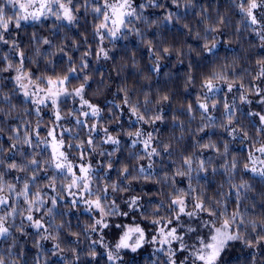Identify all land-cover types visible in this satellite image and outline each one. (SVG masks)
Returning a JSON list of instances; mask_svg holds the SVG:
<instances>
[{"label": "snow or ice", "instance_id": "1", "mask_svg": "<svg viewBox=\"0 0 264 264\" xmlns=\"http://www.w3.org/2000/svg\"><path fill=\"white\" fill-rule=\"evenodd\" d=\"M231 3L240 15V23L250 28L261 41V47H264V0H231ZM172 6L175 11L169 10ZM193 6L192 0H187L184 5L185 9ZM180 7V0H0V46H7V50L0 47V64L3 65L0 66V80L5 79L4 73H14L7 77L13 84L11 94L0 95V104L8 107V111L0 107V125L20 121L16 126L8 124L13 135L8 137L7 149L0 143V244L6 246L0 249V264H20L26 251L19 247V237L29 236L38 237L33 241V246L39 251L33 259L34 264H39L43 254L42 242L59 241L61 231L66 227L63 222L57 223L58 216L66 215L58 211L62 200H68L70 208H79L83 204V211L89 214L90 222L84 226L82 233H73L70 225L68 227L69 234L77 237V242L81 235L90 241L87 257L92 264H100L101 260L104 264H131L124 257L129 252L139 253L145 245L152 246L150 255L155 259L151 260V264H240L242 258L245 264H264V193L260 194L261 202L258 205L256 199L249 196L252 186L247 181L234 182L239 161L235 156L228 159L230 148L227 141L223 143L221 152L217 143L210 139L208 143L197 140L192 145L194 151L181 153L175 171L171 174L167 171L163 175L154 174L153 158L162 154L172 156L173 146L163 144L161 148L158 142L154 146L157 138L153 131H145L143 127L165 120L160 109L149 115L152 100L148 94L144 95L142 102L139 99L134 101L128 88H118L117 94L123 93L121 102H109L112 109L117 111L110 109L106 119L103 115L105 110L85 95L92 78L86 72L89 66L86 58L93 55L91 48L81 56L79 70L72 66V57L61 48L60 52L68 62L64 72L57 73V65L47 59L41 71L40 59L54 56L55 53H42L38 47L35 59L26 57L19 41L13 37V33L26 23L39 25L54 20L56 23L53 27L59 30L77 25L81 13L84 17L91 15L96 21L92 29L98 45V51L94 54L97 59L102 56L107 60L111 57L103 46L105 40L115 46L116 41L135 35L143 43L145 34L138 25L158 28L174 20L179 23L182 19L178 11ZM157 9L164 10L163 17L150 18L149 10ZM201 22H206L203 11ZM218 23L223 24L224 18L220 17ZM184 28L188 29V25L185 24ZM218 31L217 27H205V33ZM196 39H201L199 33ZM42 44L50 45L51 41L44 39ZM147 47L153 63L152 71L159 72L160 60L170 56L174 50L170 47L157 49L151 40L147 41ZM216 47L215 38L211 45L207 42L203 45L210 54L214 53ZM26 61L33 67H27ZM256 63L258 71L246 87L243 74H237L234 67H216L210 61V67L200 83L196 110H199L201 120L198 131L204 133L219 128L227 132L233 141H241L247 151V162L240 170L264 178V108L244 113L257 118L249 120L255 137L249 135L236 117L235 99L229 102L225 96L222 101L221 116L226 118L225 123L217 125L214 115L221 103L216 99L217 94L225 89L228 94L236 89L241 104L251 105L255 102L264 106V59ZM73 80L80 81L78 86H73ZM187 83L194 84L191 76ZM249 93L256 97L255 101L249 99ZM98 94L99 90L94 93ZM13 96L22 97L24 115H35L34 126L30 120H22L19 114L12 115L17 107L12 102ZM168 100L169 97L164 95L156 103ZM186 112L189 121L196 119L191 104ZM45 113L49 116L47 122ZM125 113L129 116L130 127L136 124L140 127L123 131L120 119ZM109 120L117 124L116 135L105 126ZM173 122H178L183 133V122L178 121L176 116H173ZM84 129L87 130L85 138H81L80 130ZM3 131L0 126V134ZM121 134L128 137L132 148L137 145L142 147L138 152L129 153L137 163L131 169L127 164L117 169V179L112 180L110 173L114 169V162L111 157L120 151ZM178 139L183 140V134ZM103 145H111L112 150L105 149ZM25 148L33 151L28 153ZM206 151H214L215 159L223 157V162L213 166V157L204 155ZM45 153L46 158L38 159ZM17 156L21 158L19 162ZM96 156L108 158L106 168L100 161L93 165L91 158ZM142 160L148 163H139ZM209 169L212 174L219 173L225 178L220 189L226 183L228 191L218 189L215 196H209L203 187L198 190L193 186V181L197 186L201 185ZM14 172L24 175H14L8 180L7 177ZM42 174L47 183L41 180ZM178 177L187 181L186 186H180L182 180H178ZM141 180L160 185L158 194L165 198L141 204V196H120L121 193L134 191L133 181ZM163 189L169 191L165 193ZM119 199L123 200L127 210H122L117 202ZM245 201L250 203L245 206ZM232 204L234 207L230 210ZM257 207L259 212L256 211ZM117 217L121 218L120 222H115L114 218ZM124 219L130 222L124 223ZM28 229L34 231L30 233ZM109 231L111 240L108 239ZM91 234H96V239H92ZM63 251L61 244L55 242L49 254L58 256ZM71 251L73 264H78L81 254L77 248ZM45 264H48L47 260Z\"/></svg>", "mask_w": 264, "mask_h": 264}, {"label": "trees", "instance_id": "2", "mask_svg": "<svg viewBox=\"0 0 264 264\" xmlns=\"http://www.w3.org/2000/svg\"><path fill=\"white\" fill-rule=\"evenodd\" d=\"M170 2V0H165ZM194 6L185 9L184 5L187 0H180L181 7L178 10L182 19L179 23L175 20L171 24L161 25L160 27L148 28L145 25H138L145 34V41L142 43L135 35H130L126 40H119L115 42V46L105 40L103 46L109 51L110 59H97L95 52L98 51V45L96 39L93 38L92 25L96 21L89 15L84 17L81 13L79 23L75 26L68 28H61L59 30L54 29L53 25L56 23L54 20L44 21L43 24L33 25L30 23L23 24L22 29L17 30L13 33V37L16 38L19 43L21 50L24 51L26 57H35L36 48H40L42 53L53 52L54 56H47L40 59L39 70L45 68V59L53 60L57 65V73H63L68 67L67 58L60 52L63 48L65 52L70 55L74 61L73 67L79 70L80 58L84 52L91 48L93 55H89L86 59L88 62V68L86 72L92 77L87 87L89 96L100 103V106L105 110L103 115L106 119L109 117V110L113 112L117 111L112 109L109 102L115 101L116 103L121 102L123 93L117 94L118 88H128L130 95L135 101L139 99L141 102L144 99V95L148 94L152 100V104L149 105L151 111L149 115L154 114L157 109L163 111L165 120L163 123L157 122L155 125H143L145 131H153V135L157 138V141L162 148L163 144H171L173 146L172 156L162 154L161 157H154L155 165L153 169L154 174L163 175L164 172L175 171L176 166L179 165V157L181 153H190L195 149L192 145L199 140L201 143H208L209 139L217 143L220 151H223V143L227 141L229 143L230 154L228 159L235 156L239 161V168L235 176L234 182L240 183L243 179L252 186V191L249 193L250 197L256 199L257 204L261 202V193H264V178L253 175L250 172H243L240 169L243 168V164L247 162V151L245 145L239 140L233 141L231 137L227 135L222 129L207 130L204 133L198 131L201 120L199 110L196 106V99L200 92V83L210 67L209 62H214L216 67L221 66H232L235 68L237 74H243L245 86L248 87L252 77L258 71L257 60L264 59V47H261V41L246 25L240 23V15L237 10L233 7L231 0H192ZM169 10H176L172 6ZM203 11V17L206 22H201V12ZM148 15L152 19L157 17H163L164 10H149ZM220 17L224 18V23L219 24L218 20ZM188 25V29L184 28V25ZM205 27H217L218 32L205 33ZM189 29L191 31H189ZM239 29V30H237ZM33 33H35V39H33ZM199 33L201 39H196V34ZM213 38L217 41V47L214 53H208L204 50V43L211 45ZM44 39L51 41L50 45L42 44ZM151 40L153 45L157 49L163 47H170L174 51L173 53L160 60V71H152L153 63L150 57V53L147 47V41ZM7 50V46H0ZM191 49V50H190ZM27 67H33L26 61ZM0 66H3L0 64ZM243 69H247L246 72H242ZM50 74V73H49ZM5 79L0 80V89L3 90L2 94H11L10 90L13 87L12 81L7 77L14 75V73H4ZM231 75V73H230ZM194 80V84L188 85V79ZM73 86H78L80 81L73 80ZM258 83V82H257ZM187 87V90H186ZM99 90L98 95H94ZM242 91V90H241ZM134 93V95H133ZM164 95L169 97V100L157 104L156 102ZM227 97L229 102L233 99L236 101L237 111L236 117L246 130L249 131V135L252 137L256 136L255 130L249 126V120H257L256 117H248L244 115L248 111H254L253 106L241 104L239 101V93L236 89H233V93H226V89L217 94L216 99L221 101L218 105V111L214 113L217 117V125L226 122V118L221 116L223 112V99ZM109 98V99H108ZM249 99L255 101L256 97L249 93ZM22 97L13 96L12 102L17 105L16 109L12 112L13 116L20 115L22 120H30L35 125V115L27 116L24 115L23 109L25 105L21 103ZM191 104L196 119L189 121L188 113L186 109ZM31 107V105H27ZM0 107L5 108L8 111L6 104H0ZM143 111V108H141ZM173 116L178 117V121H182L184 125V131L181 133L178 127V122L174 124ZM134 120V118H132ZM129 116L127 113L120 119V123L123 124V131L135 130V127H140L136 124L135 127L129 126ZM11 123L16 126L20 121H9L0 125L4 131L0 134V143L3 144L4 148L8 147V137L13 135L8 124ZM109 127V130L113 135H116L117 124L113 120L105 125ZM86 129L80 130V137L85 138ZM183 134L184 139L179 140L178 138ZM44 135L43 130L41 136ZM102 138V134H101ZM121 144L119 145L120 151L115 156L111 157L114 162V169L110 173L112 180L117 179L116 170L120 169L123 165L127 164L131 169L132 165L136 164L137 161L131 159L129 153L138 152L141 150L140 145L136 148L130 146V141L126 135H120ZM103 147L109 151L112 150L111 145H103ZM25 151L31 153L32 149L25 148ZM39 152L40 149H35ZM142 154V152H141ZM206 156H212L214 160L213 166H219L223 162V157L219 160L215 159L214 151H206ZM47 154L38 157V159L46 158ZM20 157L17 156V161H20ZM95 165L100 161L104 167L107 166L106 157L96 156L91 158ZM173 161L176 163L173 164ZM139 163L147 164V160H142ZM14 175H24L23 173H12L7 177L8 180L12 179ZM30 175V173H29ZM195 176V173H193ZM204 174H202L203 176ZM182 180L180 186H186L187 181L183 178H177ZM224 177L219 173L212 174L211 169L206 175V179L201 181V185L197 186L193 181V186L203 187L204 191L209 196H215L216 191H228V185L225 183L224 188L220 189V184L224 181ZM43 183H47L41 175ZM40 182L38 181V184ZM20 185H18L19 187ZM132 188L134 191L128 193H121V197L127 196H141V204H146V201L152 200L153 202L160 199H164L158 194L160 185L154 183H146L144 181H133ZM35 190V189H33ZM45 191L52 194L50 190ZM165 193L169 189H163ZM70 199V198H69ZM123 208V200L117 201ZM250 201H245L247 206ZM154 206V203H153ZM234 207V204L230 205ZM84 205L81 204L79 208H70L68 200L60 201L58 205V211L66 213V215L58 216L57 223H65L66 227L61 231L59 241H43V254L40 256L39 264H45V260L48 264H73V253L72 248H77V251L81 254L80 261L78 264H92L90 258L87 257L88 244L90 243L83 235H81L77 242V237L69 234L70 231L73 233H82L84 226L89 223V214L83 211ZM259 207L256 211L259 212ZM163 214V213H162ZM116 219V218H114ZM19 222V221H17ZM27 223V222H26ZM146 223V221H145ZM32 233L33 229H28ZM18 235V234H17ZM92 239H96V234H91ZM38 239L35 236L19 237V247H22L26 251V255L22 258L20 264H34V256L37 255L38 249L33 246V241ZM109 240H111V232L109 231ZM59 242L63 252L59 253L58 256L50 255L52 244ZM6 246L0 244V249ZM152 246L145 245L144 249H141L139 253L129 252L125 257V261H131V264H151V260L155 259L151 256ZM100 264H104L101 260ZM240 264H245V259L242 258Z\"/></svg>", "mask_w": 264, "mask_h": 264}, {"label": "rangeland", "instance_id": "3", "mask_svg": "<svg viewBox=\"0 0 264 264\" xmlns=\"http://www.w3.org/2000/svg\"><path fill=\"white\" fill-rule=\"evenodd\" d=\"M85 95H86V98H89V99L92 100V102H94V103L100 105V103H99L98 101L93 100V99L89 96V94H88V92H87V89H86V93H85ZM108 99H109V98H108ZM255 100H256V99H255ZM69 103H71V102H69ZM262 108H264V106H262V105H260V104H258V103H255L254 106H253V110H254V111H261ZM44 119H45V122L48 121V119H49L48 113H45V114H44ZM257 155H259V154L257 153ZM91 162L93 163L94 166H96V165L94 164V162H93L92 159H91ZM259 166H260V165H257V167H259ZM122 210H127V209L124 207V205H123ZM120 220H121V218H120V217H117V218L115 219V222H120ZM123 222H124V223H128V222H130V220H128V219H124Z\"/></svg>", "mask_w": 264, "mask_h": 264}]
</instances>
